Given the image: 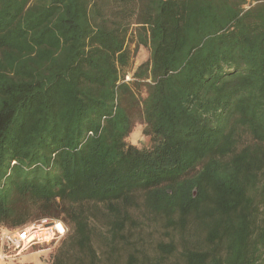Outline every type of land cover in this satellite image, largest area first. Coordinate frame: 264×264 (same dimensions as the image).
<instances>
[{
  "label": "trees",
  "instance_id": "16d2710c",
  "mask_svg": "<svg viewBox=\"0 0 264 264\" xmlns=\"http://www.w3.org/2000/svg\"><path fill=\"white\" fill-rule=\"evenodd\" d=\"M41 217L47 264H264V0H0V226Z\"/></svg>",
  "mask_w": 264,
  "mask_h": 264
},
{
  "label": "built area",
  "instance_id": "2783aa9c",
  "mask_svg": "<svg viewBox=\"0 0 264 264\" xmlns=\"http://www.w3.org/2000/svg\"><path fill=\"white\" fill-rule=\"evenodd\" d=\"M67 231L63 221L50 217L33 219L15 228L0 226V264H15L34 248L49 250Z\"/></svg>",
  "mask_w": 264,
  "mask_h": 264
},
{
  "label": "rangeland",
  "instance_id": "374dc122",
  "mask_svg": "<svg viewBox=\"0 0 264 264\" xmlns=\"http://www.w3.org/2000/svg\"><path fill=\"white\" fill-rule=\"evenodd\" d=\"M247 1H251V0H247ZM129 44H130V49L132 52V56H131V61H130V72H132V70H134V68L141 62H144L145 60L148 59L149 57V48L147 46L144 45H136L134 39L132 41H130L129 39ZM125 80H132L131 77H125ZM127 142L128 143H132L135 145H146L149 143V138L147 136H144L142 134V124L139 120H137L133 126L132 131L130 132V134L127 137ZM60 242L54 244L53 246H51V248L49 250H45L42 251V255H40V257L42 259V263L41 264H47L49 261V255L54 252V250L56 249V247L59 245ZM33 251V249L30 250V252ZM28 253V252H27ZM26 253V254H27ZM31 255L27 254V260L30 259ZM51 256V255H50ZM21 260L18 261L15 264H21ZM8 264V263H6ZM24 264H34L33 262H24Z\"/></svg>",
  "mask_w": 264,
  "mask_h": 264
},
{
  "label": "crops",
  "instance_id": "0c3cea01",
  "mask_svg": "<svg viewBox=\"0 0 264 264\" xmlns=\"http://www.w3.org/2000/svg\"><path fill=\"white\" fill-rule=\"evenodd\" d=\"M42 253V251L37 250V248H34L33 251L27 253L28 255H31L29 260H27L26 253L22 256L21 264H24V262H33L34 264H41L43 257L41 258L40 255H42Z\"/></svg>",
  "mask_w": 264,
  "mask_h": 264
}]
</instances>
